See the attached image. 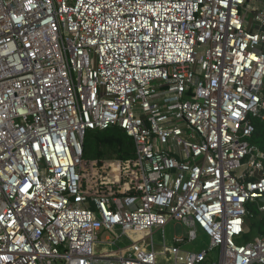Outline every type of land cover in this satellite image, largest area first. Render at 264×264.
Masks as SVG:
<instances>
[{"label":"built area","instance_id":"1","mask_svg":"<svg viewBox=\"0 0 264 264\" xmlns=\"http://www.w3.org/2000/svg\"><path fill=\"white\" fill-rule=\"evenodd\" d=\"M256 120L264 0H0V264H264V235L236 242L264 197ZM112 126L134 195L80 186L85 132ZM171 219L187 239L157 252Z\"/></svg>","mask_w":264,"mask_h":264},{"label":"trees","instance_id":"2","mask_svg":"<svg viewBox=\"0 0 264 264\" xmlns=\"http://www.w3.org/2000/svg\"><path fill=\"white\" fill-rule=\"evenodd\" d=\"M255 131L249 143L264 152V120L254 121ZM80 186L95 195L124 196L137 193L141 174L132 139L118 126L105 130H88L82 143ZM246 241L264 235V213L256 201L246 204Z\"/></svg>","mask_w":264,"mask_h":264},{"label":"rangeland","instance_id":"3","mask_svg":"<svg viewBox=\"0 0 264 264\" xmlns=\"http://www.w3.org/2000/svg\"><path fill=\"white\" fill-rule=\"evenodd\" d=\"M88 131L85 132V134ZM91 207H93V205H91ZM188 226H186L184 223H181L179 221L176 220H169L163 227V229H157L153 231V243H154V249L159 252L162 249V234L165 238V243L166 245L170 246L171 244H173V237L174 236H179V237H183L184 239H187V233H188ZM116 233L112 232V231H107V230H102L99 233V240L100 241H104L106 240V237H109L110 239L115 238ZM251 239H249L248 241H251ZM243 238H239L238 240H236L237 243H246L248 242ZM128 242V240L125 237H120L117 241V245L118 246H123ZM182 248L184 249H188V250H194V251H198L201 249H206L208 247V238L206 237V235L204 233H202L198 228L196 229V239L194 241H192V243L190 244H183L180 243L179 244ZM105 244H100V246L98 247H104ZM114 246H107V249H111ZM216 259V251H210L209 255H208V260L209 261H214ZM158 261L161 264H171V260H165L163 257L158 256Z\"/></svg>","mask_w":264,"mask_h":264},{"label":"water","instance_id":"4","mask_svg":"<svg viewBox=\"0 0 264 264\" xmlns=\"http://www.w3.org/2000/svg\"><path fill=\"white\" fill-rule=\"evenodd\" d=\"M256 202L258 205L263 206L264 205V197H257Z\"/></svg>","mask_w":264,"mask_h":264},{"label":"snow or ice","instance_id":"5","mask_svg":"<svg viewBox=\"0 0 264 264\" xmlns=\"http://www.w3.org/2000/svg\"><path fill=\"white\" fill-rule=\"evenodd\" d=\"M29 3H31V0H28ZM253 59H255V57H253Z\"/></svg>","mask_w":264,"mask_h":264}]
</instances>
